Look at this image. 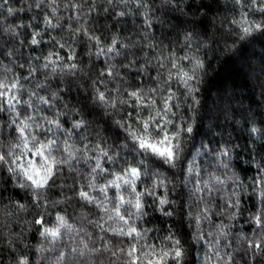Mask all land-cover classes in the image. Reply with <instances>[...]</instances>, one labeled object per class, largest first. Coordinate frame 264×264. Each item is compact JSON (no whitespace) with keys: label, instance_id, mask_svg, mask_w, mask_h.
Wrapping results in <instances>:
<instances>
[{"label":"snow or ice","instance_id":"1","mask_svg":"<svg viewBox=\"0 0 264 264\" xmlns=\"http://www.w3.org/2000/svg\"><path fill=\"white\" fill-rule=\"evenodd\" d=\"M175 2L179 4L180 0ZM254 2L257 12L264 16V3L261 0ZM45 3L48 8L41 12L37 9L44 8V4L39 0H28L27 3L0 0V10L6 13L0 32H5L9 39H15L21 51L27 45L29 56L43 53L34 57V63L27 72L21 69L18 74L12 71L11 75L0 78V105L8 113L7 116L0 114V119L6 120L3 127L8 129V135L14 141L9 148L10 179L22 178L37 193H47L50 187L55 186L59 171L70 169L74 176H80V182L73 186L79 201L97 211V219L92 223L102 249H97L81 236L79 226L61 212H57L54 224L38 215L35 220L40 226L38 230L53 243L61 241L65 235L72 237L75 234L80 238L78 244L58 254L56 264H74L77 259H91L100 251L107 252L115 264H181L184 249L181 241L175 239L172 226L169 225L166 237L169 243L157 244L147 235L146 220L153 193L161 213L174 215L173 205L177 201L171 197L175 184L170 186L169 178L177 179L173 171L177 168L179 207L181 211L186 208L185 215L195 221L198 237L205 222L214 226L215 232L211 233L214 241L205 242L213 247L217 264H238V260L240 264H264V175L260 171L264 168V157L256 166V176L260 179L253 176L252 184L247 186L255 188L253 195L259 201L257 205L249 196L254 210L252 224L244 231L233 232V223L221 221L213 224L216 217L214 209L219 208L216 197L221 193L226 197L229 221H235L243 211L239 205L244 197L235 188L245 185L236 171L238 166L232 164L233 151L225 143L222 148L201 144L199 149L191 152L186 151L184 143L186 137L198 130L196 110L202 107V96L210 95L209 87L216 91L221 102L231 99L230 85L240 75L235 70V61L229 65L228 60L224 61L219 56L209 60L207 52L201 55L204 41L194 31H184L185 40H194V45L175 43L171 32L167 35L161 32L165 21L163 17L154 15L151 0H136L134 6L129 4V0L116 4L115 8L124 9L119 12L121 18L136 15L141 28L124 27L117 32L113 24L107 39L103 30H94V21L102 8L95 6L97 11L94 12L92 0L87 4L82 0H67L63 8L67 17L63 19L57 0H45ZM15 4L21 6L17 8ZM169 6L161 5L164 8ZM192 7L191 4L185 5L189 12ZM237 7L243 8L244 0ZM200 8L207 9V5L201 4ZM25 11L35 15L20 23L8 22V17ZM116 14L112 8L106 13L109 16ZM85 17L89 18L87 22ZM123 22L130 23L127 20ZM227 24L225 46L231 39L230 50L235 60L247 65L249 74L259 72L264 76V55L256 64L248 55L249 48L257 43L264 47V23L256 22L245 9L235 14ZM157 32H161L159 41L155 39ZM232 33L237 34L235 38H232ZM81 41L85 43L73 51ZM211 47L214 51L215 43ZM83 51L98 60V64L93 65L98 77V102L113 112L118 108L124 110L127 120L117 121V125L127 132L141 151L139 158L129 154L131 163L122 158L120 151H114L112 144L105 142L107 137L103 131L97 130L96 138L89 136L79 143L72 139L90 128V123L83 117H75L73 128L68 131L66 121L48 111L52 107V94L44 95V91L51 80L58 84L61 77L78 74L82 70ZM2 70L7 73L11 70L10 65H5ZM39 70H43L49 79L38 80L39 94L34 89L25 93L22 78L33 71L39 76ZM210 72L214 74L211 79ZM106 85L109 86L108 91L105 90ZM76 129L80 132L76 133ZM251 131L264 137V129L253 127ZM7 155L0 154V161ZM230 168L232 172L228 174ZM19 187L24 188V183ZM35 198L39 201V196ZM18 205L25 207L22 202ZM209 234L203 233V236ZM40 251L44 253L45 247L41 246ZM209 259L211 257L205 253V261ZM20 264H28V261L21 259Z\"/></svg>","mask_w":264,"mask_h":264},{"label":"clouds","instance_id":"2","mask_svg":"<svg viewBox=\"0 0 264 264\" xmlns=\"http://www.w3.org/2000/svg\"><path fill=\"white\" fill-rule=\"evenodd\" d=\"M22 2L27 3L28 0H22ZM39 2L44 4V8L37 9V11L44 12L48 8V4L45 3V0H39ZM57 2L62 9L61 18H66L67 13L63 11V8L67 0H57ZM82 3L87 4L88 0H82ZM135 3L136 0H129V4L134 6ZM151 3L154 15L163 17L165 21L161 27V32L165 35L171 32V38L175 43L180 46L184 43L194 45V40L186 41L184 37L185 30L194 31L204 41L201 44V55L207 52L208 58L211 60L213 56H219L222 59L231 54L229 57L232 59H228V63L232 65L235 61V70L240 72L234 84L230 85L232 89L231 99L226 103L221 102L217 98L216 91L209 87L210 95L202 96V107L196 110L199 117L198 130L186 137L184 143L186 151L191 152L199 149L201 144L205 147L210 145L213 148H217L219 145L222 148L225 143L233 151L232 164L238 166L236 171L239 172L245 185L243 188H235V191L241 192L244 197L239 205L243 211L235 221H229V209L225 207L226 197L221 193L216 197L219 201V208L214 209L216 217L213 224H218L221 221L233 223V232L244 231L252 224L254 211L252 200H255L257 205L259 203L258 197L253 195L255 188L247 186L252 184V177L256 176V166L264 157V137L251 131L253 127L264 129V76H261L259 72L255 75L249 74L247 65L235 60L234 53L230 50L232 47L231 39H228L227 46H225L227 39L225 33L228 27L227 21L245 9L252 18L256 19V22L264 23V16L257 12L254 0H244L243 8L237 7L241 0H180L179 4L175 0H151ZM261 3H264V0H261ZM92 4L94 5V12L97 11L95 6L102 8L94 21L96 26L94 30H103L106 39L113 30V24H115V31L117 32L124 27L134 26V30L141 28L138 16L132 15L126 18L119 16V12L124 9L123 7L115 8V5L121 4V0H92ZM164 4L170 6L161 7ZM186 4L193 6L191 12L185 8ZM201 4L207 5V9L200 8ZM110 8L117 14L106 15ZM45 14L47 13L45 12ZM32 15L35 13L33 12ZM88 19L85 17V22ZM124 20L130 21V23H124ZM161 32L155 33L157 41L162 38ZM177 35L179 36L178 40H176ZM236 35V33H232V38H235ZM64 36L66 38V32ZM84 43L81 41L73 48V51H76ZM214 43L215 50L213 51L211 46ZM238 46L239 41L237 42ZM90 47L89 44V49ZM164 51H167V41L164 44ZM28 52L27 45L21 51L15 39H9L5 32H0V78L11 75L12 71L18 74L23 69L27 72L34 63V57L43 54L33 53L32 56H29ZM248 55L252 57V63L256 64L264 55V47L257 43L254 47L249 48ZM81 63L82 70L78 74L61 77L58 84L56 80H51L43 93L44 95L52 94V107L48 111L65 120L68 131L72 130V121L75 117H83L90 123V128L86 129L80 136H73L72 139L79 143L89 136L96 138L97 130L103 131L107 137L105 142L112 144L113 150L120 151L122 158H127L131 163V155L129 154L139 158L141 151L132 138L127 135V132L117 125V121L124 120L126 122L127 120L124 116V110L118 108L113 112L98 102L96 96L98 77L96 76V68L93 66L98 64V60L94 57L90 58L87 51H83ZM5 65H10L11 70L7 73L2 70ZM213 75L210 72L209 79ZM22 79L25 81L22 85L25 93L34 89L39 94L38 80L46 81L49 76H46L43 70H39V76H37L36 71H33ZM105 90L108 91L109 86L106 85ZM57 108L59 112L56 111ZM0 114L8 115L4 112L2 105H0ZM5 123L6 120L0 119V154L8 153L5 159L0 161V264H20L21 259L27 260L28 264H56L58 254L71 248L73 244H78L80 238L75 234L72 237L65 235L61 241L53 243L38 230L40 226L35 223L38 215H43L49 223L54 224L58 211L68 216L71 222L79 226L81 236L88 239L90 244L97 249H102L103 246L99 243L97 236L94 235L97 229L92 223L97 219V211L91 205L86 206L80 202L74 191V184L80 182L79 175L74 176L70 169L60 170L54 182L55 186L50 187L47 193L43 191L37 193L22 178L11 177L10 179L11 173L8 166L11 155L9 148L14 141L8 135V129L3 127ZM61 131L63 132L64 129L62 128ZM75 131L79 133L80 129ZM173 171L176 173L177 179L173 181L170 177L169 183L170 186L175 184V190L171 197L177 201L173 205L174 215L168 216L161 213L153 193L146 215L149 228L147 235L154 239L157 244L169 243L166 237L170 231L169 225H171L175 239L181 241V246L184 249L181 264H217L213 255V247L210 246V243L205 242L214 241V236L211 233L215 232V228L205 222L202 225L203 232L198 237L195 221L189 220L188 216L185 215L186 208L181 211L179 207L180 197L177 195L180 192L179 168ZM260 171L261 175H264V168ZM231 172L232 169H228V174ZM245 177H247L246 180ZM256 179L259 180L260 176H256ZM20 183H24L25 187L20 188ZM36 196H39V201L35 198ZM249 196H252V200H249ZM18 202H22L25 207H19ZM203 233L210 234L204 237ZM41 246L46 249L44 253L40 251ZM205 253L211 259L205 261ZM74 264H115V262L112 261L107 252L100 251L91 259H77ZM238 264H240L239 260Z\"/></svg>","mask_w":264,"mask_h":264},{"label":"trees","instance_id":"3","mask_svg":"<svg viewBox=\"0 0 264 264\" xmlns=\"http://www.w3.org/2000/svg\"><path fill=\"white\" fill-rule=\"evenodd\" d=\"M13 2L15 3V0H13ZM21 3H23L22 0H21ZM15 6L17 8H19L21 6V4H15ZM5 15H6V13H4L3 10H0V24H3ZM31 15H32V13H29L26 11L25 12H19L15 17H11V16L8 17V22L9 23H13V22L20 23L22 21H27ZM229 55H231V54H229ZM229 55L224 56L222 58V60L227 61L229 58Z\"/></svg>","mask_w":264,"mask_h":264}]
</instances>
